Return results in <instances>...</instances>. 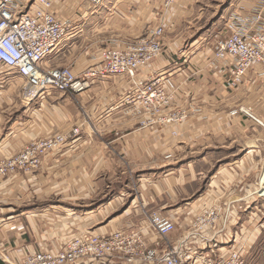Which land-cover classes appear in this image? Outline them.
I'll list each match as a JSON object with an SVG mask.
<instances>
[{
  "label": "crops",
  "instance_id": "crops-1",
  "mask_svg": "<svg viewBox=\"0 0 264 264\" xmlns=\"http://www.w3.org/2000/svg\"><path fill=\"white\" fill-rule=\"evenodd\" d=\"M164 1L52 0V11L67 20L70 29L44 64L80 72L98 48L137 43L164 25L166 52L140 75L164 69L175 80L176 97L164 113L185 111L186 117L174 127L176 134L159 122L142 123L144 116L121 100L129 81L120 75L78 95L53 90L29 105L16 89L18 77L0 79V157L37 137L78 129L31 173L0 180V248L10 261L40 248H57L63 238L82 231L144 226L146 218L137 207H121L134 190L129 176L135 175L150 191L148 207L154 200L161 213L173 217L172 239L185 229L187 201L201 197L209 202L213 193L222 203L243 207L245 191L264 170V66L248 71L238 88L227 91L205 69L212 41L201 37L185 49L180 38L165 34L193 15L203 0H174L169 7ZM240 2L247 9L242 14L258 8L264 18V0ZM227 141L241 142L240 158L211 170L210 162L205 165L210 160L207 151ZM75 264L127 263L90 258Z\"/></svg>",
  "mask_w": 264,
  "mask_h": 264
},
{
  "label": "built area",
  "instance_id": "built-area-1",
  "mask_svg": "<svg viewBox=\"0 0 264 264\" xmlns=\"http://www.w3.org/2000/svg\"><path fill=\"white\" fill-rule=\"evenodd\" d=\"M174 0H165L169 7ZM52 0H0V79L22 81L21 101L29 105L55 90L78 95L96 82L112 76L129 81L122 101L130 103L143 124L159 122L172 128L186 117L183 110L164 113L176 97L177 84L164 69L142 76L140 71L166 52L161 37L164 25L137 43L101 47L92 62L76 72L70 66H46L45 59L69 34V23L51 9ZM224 39L211 46L206 71L227 91L240 86L246 73L264 66V18L259 9L232 15ZM247 116L251 113L241 109ZM78 134L55 133L37 137L10 155L0 157V177L31 172L41 159L61 149ZM209 202L197 197L184 203L189 217L176 239L172 216L152 211L144 226L121 227L104 233L82 231L58 248H40L10 261L0 248V264H75L82 259L107 263L119 259L127 264H245L258 233L253 222L264 209V170L242 197L243 207L220 202L213 193ZM243 213V215H242ZM246 215V217H244ZM152 235L154 236L152 238Z\"/></svg>",
  "mask_w": 264,
  "mask_h": 264
},
{
  "label": "rangeland",
  "instance_id": "rangeland-1",
  "mask_svg": "<svg viewBox=\"0 0 264 264\" xmlns=\"http://www.w3.org/2000/svg\"><path fill=\"white\" fill-rule=\"evenodd\" d=\"M245 10L247 9L245 8V5H243V3L240 2V0H203L202 3H199V5L197 6V10L194 12L193 15L187 17L180 25H177L172 32H168V33L165 32V34L168 36L167 38H174V37H176V39L180 38V43H183L181 47L185 49H188L193 44H196L198 41H201L200 40L201 37H206V42L212 41V46H215L217 42L224 39L226 36V32L228 31V28L226 26L228 19L232 15H237L242 13V11L246 12ZM21 87H22V81L19 80V86L16 89L18 91H21ZM55 133H64V131L58 130L57 132L46 134L41 137L52 135ZM28 142L24 143L21 147L26 145ZM240 143L239 142L235 143L231 141L222 142L220 144H225L226 146L225 145L216 146L212 148V151L210 150L207 151L209 152L208 155L210 156V160L207 161L205 165H207L208 167L210 165L209 164L210 162L212 165L211 167L212 170L226 166L229 163H235L236 160H238L241 156L242 150L239 149L238 147L239 145H241ZM232 152L233 154H231ZM187 160L188 159L184 161ZM28 173L31 172H26V173L21 172L15 175L13 174L5 177H0V180L11 179V178H12L11 180H15L19 177L26 176V174ZM136 178L137 177H135V175L128 177L129 182H131L129 187L130 189H134V190L133 191L131 190L132 193L128 197V199L130 198V201L128 202L127 201L128 199L125 201L123 200L124 202L121 203V207H123L127 203L131 206L133 205L134 207H137V209L140 210V214L143 215V218H147V215L152 211L160 212L158 208V203L154 202V200H153V205L148 207V205L150 204L149 198L151 193L149 190H147L146 186L139 183ZM205 179L202 180L200 183L201 188L205 184L204 183ZM193 186L194 185L192 184L191 186L189 185L190 188H192ZM106 196H110V195L107 194ZM117 206L119 209L120 206L119 205ZM257 217L258 219L256 218V221L253 222V225L257 227L261 224L260 226L261 229L256 230L255 232L258 233V236L254 240V243L250 251L245 256V264H264V209L260 214H258ZM65 239L66 238H63L62 241L64 242ZM62 243L60 245H62Z\"/></svg>",
  "mask_w": 264,
  "mask_h": 264
}]
</instances>
